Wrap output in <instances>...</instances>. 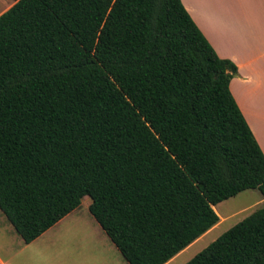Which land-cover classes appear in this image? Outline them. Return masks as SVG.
Here are the masks:
<instances>
[{
	"label": "trees",
	"instance_id": "trees-1",
	"mask_svg": "<svg viewBox=\"0 0 264 264\" xmlns=\"http://www.w3.org/2000/svg\"><path fill=\"white\" fill-rule=\"evenodd\" d=\"M0 15V211L30 244L88 211L128 264H167L264 155L181 0H14ZM185 264H264V205Z\"/></svg>",
	"mask_w": 264,
	"mask_h": 264
},
{
	"label": "rangeland",
	"instance_id": "rangeland-1",
	"mask_svg": "<svg viewBox=\"0 0 264 264\" xmlns=\"http://www.w3.org/2000/svg\"><path fill=\"white\" fill-rule=\"evenodd\" d=\"M257 190H247L218 204L224 222L204 234L168 264H185L219 236L263 207ZM90 199L64 217L38 239L26 244L0 211V258L4 264H128L88 211ZM187 249V250H186Z\"/></svg>",
	"mask_w": 264,
	"mask_h": 264
},
{
	"label": "crops",
	"instance_id": "crops-1",
	"mask_svg": "<svg viewBox=\"0 0 264 264\" xmlns=\"http://www.w3.org/2000/svg\"><path fill=\"white\" fill-rule=\"evenodd\" d=\"M14 3L0 0V15ZM181 3L216 54L237 67L229 89L264 155V0ZM0 264H4L1 258Z\"/></svg>",
	"mask_w": 264,
	"mask_h": 264
},
{
	"label": "bare ground",
	"instance_id": "bare-ground-1",
	"mask_svg": "<svg viewBox=\"0 0 264 264\" xmlns=\"http://www.w3.org/2000/svg\"><path fill=\"white\" fill-rule=\"evenodd\" d=\"M215 212H216V213L218 212L216 208H215ZM217 214H218V213H217ZM224 221H225L224 218H223V220L220 218V221L218 222L217 225L219 226V225L222 224ZM219 223H220V224H219ZM217 225L214 226L213 228H211V229H210L208 232H206L205 234L212 233L213 230L216 229V228L218 227ZM200 238H201V237H200ZM188 248H189V247H188ZM186 250H187V249H186ZM174 258H176V256H175ZM174 258H173V259H174ZM169 262H171V260H170ZM169 262H168V263H169ZM168 263H167V264H168Z\"/></svg>",
	"mask_w": 264,
	"mask_h": 264
}]
</instances>
